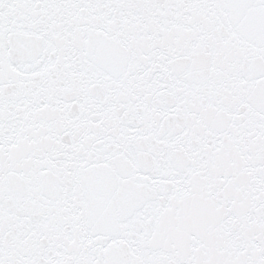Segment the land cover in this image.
Returning a JSON list of instances; mask_svg holds the SVG:
<instances>
[{"label": "snow or ice", "instance_id": "6c2138e0", "mask_svg": "<svg viewBox=\"0 0 264 264\" xmlns=\"http://www.w3.org/2000/svg\"><path fill=\"white\" fill-rule=\"evenodd\" d=\"M0 264H264V0H0Z\"/></svg>", "mask_w": 264, "mask_h": 264}]
</instances>
